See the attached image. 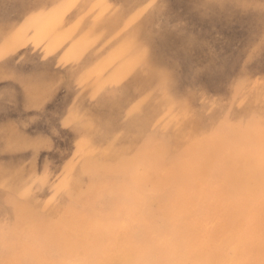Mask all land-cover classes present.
<instances>
[{
    "label": "rangeland",
    "instance_id": "374dc122",
    "mask_svg": "<svg viewBox=\"0 0 264 264\" xmlns=\"http://www.w3.org/2000/svg\"><path fill=\"white\" fill-rule=\"evenodd\" d=\"M146 2L113 1L122 11L142 10L140 27L133 22L117 27V14L103 22L101 31L106 32L98 35L89 11L76 10L71 0H0V264H79L119 243H134L133 248L140 251L149 241L160 248L155 246V254L166 252L164 261L171 259V248L155 233L160 223L146 213L148 201H163L166 196L168 211L184 221L187 209L182 205L197 170L205 164L207 177L216 175L234 132L245 130L252 137L259 136L264 127V0ZM205 4H212L213 9L205 10ZM221 8L226 9L224 20ZM161 14L166 16L172 45V35L181 23L210 47L215 59L208 64L206 59L198 67L207 65L204 73L211 80L193 73L185 83L196 65L185 59L183 51L168 46V36L156 31L160 24L152 20ZM36 21L46 22L49 28L38 32L28 26L27 22ZM151 22L156 29L148 33ZM29 53L33 64L23 68L20 60ZM75 54L87 60L82 68L91 76L90 83L72 74ZM199 92L220 99L215 109L219 120L208 121L196 112L208 105ZM169 196L174 197L172 201ZM201 218L194 223L196 227L184 225L185 229L213 238L215 219L211 215ZM136 231L145 238L144 245L135 244ZM79 256L86 257L81 260Z\"/></svg>",
    "mask_w": 264,
    "mask_h": 264
},
{
    "label": "bare ground",
    "instance_id": "6f19581e",
    "mask_svg": "<svg viewBox=\"0 0 264 264\" xmlns=\"http://www.w3.org/2000/svg\"><path fill=\"white\" fill-rule=\"evenodd\" d=\"M49 1V0H48ZM113 1H115V0H71V6H73L76 10H79V11H82L83 13H85L86 11H89V20L92 22V25H93V31L95 32V34H98V35H103L105 32H106V30H104V31H101V29H104V27H103V22L104 21H107V20H109V18L110 17H114L115 15H117L118 14V16L120 17V20H118L117 21V27H119L120 25H122V22L123 23H125V24H129V23H131V22H133V24L134 25H136V26H138V27H140L139 26V24H138V22H139V14H140V12H142V10H140V9H137V10H131V11H122L123 10V8L119 5H114V3H113ZM129 1H134V0H129ZM144 1H147L146 3H148V1H155V0H144ZM182 1H189V2H191L192 0H182ZM87 3H91V5H90V7H87ZM107 5H109V6H107ZM204 9L205 10H210V9H213V5L212 4H205L204 5ZM144 11H145V9H143ZM219 11V15H220V17L221 18H223V15H225L226 14V9H224V8H221V9H219L218 10ZM164 17H166L165 15H162L161 14V16H156V17H154V20H152V21H154V22H156V23H158V24H160V27H158L157 29L154 27V24H153V22H151V24L149 25V27H148V33L150 32V30H153V28H155L156 29V31H158V33H164V35H166V36H168V38H167V44H168V46L169 45H172V43H171V41H170V36H171V34H168V32H167V28H168V25H167V23H166V20L164 19ZM216 18V17H215ZM225 18H227V16L225 17ZM223 20H224V18H223ZM28 23V26L30 25V26H33L34 27V29H36L38 32L39 31H42V30H44V29H48L49 28V25H47V23L46 22H27ZM76 25H78V24H76ZM107 34H109L108 32H107ZM236 35H237V33H236ZM142 36H146V34L143 32V35ZM172 40H173V45H172V47H174V48H177V49H179V50H181V51H183V53L185 54V59L186 60H188V62L189 61H193L194 62V64L196 65V68H195V70H194V68H192L193 69V71H191V70H189V71H191V73L189 74V75H187L186 76V82L185 83H189V79L190 78H192V75H193V73L195 74V73H203L204 74V76H202V78L203 77H206V79L207 80H211V78H210V75L209 74H206V73H204V69H205V67L207 66H201V67H198V66H200V65H198V63H202V65H204L203 63H204V61L206 60V59H208L207 60V64L210 62V60H214L215 58H214V55L213 56H211V52H210V47L208 46V45H206L205 43V41H203L201 38H194V34H193V32H192V30H189V28L187 27V26H184L183 24H179L178 25V28L176 27V32L175 33H173V35H172ZM80 54H82V52L80 53ZM77 54H75V55H73V57L71 58V64H70V66H71V72H72V74L76 77V78H79V79H81L82 81H84V82H87V83H90L91 82V76L88 74V73H86L84 70H83V66H84V64L86 63V59L84 58V56H76ZM182 57V56H181ZM181 59V58H180ZM33 60H34V57H33V54L32 53H29V54H27V55H25V56H23V58L20 60V63L22 64V66H23V68H28V67H31L32 66V64H33ZM181 61V60H180ZM178 62V61H177ZM187 62V63H188ZM218 62V61H217ZM179 63V62H178ZM184 64V62L182 63V65ZM219 64H220V61H219ZM184 65H186V64H184ZM190 65V64H189ZM180 66V65H179ZM150 68H151V66H149ZM190 67H191V65H190ZM189 67V68H190ZM194 67V66H193ZM82 68V69H81ZM186 68H187V66H186ZM179 69V68H178ZM151 71H152V68H151ZM156 71V70H155ZM181 71H179V73H180ZM184 72V71H183ZM185 72H187V71H185ZM182 73V72H181ZM168 75H170L169 73H167ZM172 74V73H171ZM182 75V79H183V77H184V75H183V73L181 74ZM164 77V76H163ZM181 78V77H180ZM197 78V77H196ZM198 79V78H197ZM205 79V78H204ZM205 79V80H206ZM193 80V79H192ZM204 80V81H205ZM200 81V80H199ZM208 82V81H207ZM195 83H197V82H195ZM195 86V85H194ZM188 88V86L186 85L185 86V88ZM87 90H89V89H87ZM200 90V89H199ZM167 91V90H166ZM185 93H187V91L185 92ZM190 93V92H189ZM205 94V93H204ZM168 96V95H167ZM190 96H191V94H190ZM208 96V95H207ZM190 97H188V99H189ZM199 98L200 99H202V98H204L205 99V101L207 102V104L209 105V103L211 104V105H207V106H204V107H200L199 106V109H197L196 110V112H198V113H200V114H202V116L204 117V118H207L208 119V121L209 120H211V121H217V120H219V117H220V114L218 113V111H216L215 109L216 108H218L219 106H220V104H221V102H219L220 101V99H212L211 97H210V95L208 96V97H205V96H203L200 92H199ZM169 100H171L170 98H169ZM187 101V100H186ZM172 103V102H171ZM198 104V103H197ZM202 104H204V103H202ZM200 105V104H199ZM195 108V107H194ZM181 111V110H180ZM125 112V111H124ZM235 114V113H234ZM243 114V113H242ZM235 115H238V114H235ZM238 116H240V115H238ZM237 116V117H238ZM235 117V116H234ZM247 117H249V116H247ZM94 118V117H93ZM251 118V117H250ZM95 119V118H94ZM264 118H262V120H263ZM87 120V119H86ZM137 120V119H136ZM135 122V121H134ZM250 122V121H249ZM259 122V121H258ZM263 122V121H262ZM211 123V122H210ZM209 123V124H210ZM134 125V124H133ZM137 125H138V123H137ZM142 125V124H141ZM211 125V124H210ZM251 125V124H250ZM133 127V126H132ZM227 127V126H226ZM231 127V126H230ZM136 128H138L139 129V127H136ZM236 128V127H235ZM249 128V127H248ZM252 128V127H251ZM137 129V130H138ZM145 129H146V126H145ZM149 129H151V128H149ZM227 129V128H226ZM231 130L233 129V127L232 128H230ZM237 129V128H236ZM243 129V128H242ZM244 129H246V128H244ZM136 130V131H137ZM141 130V129H140ZM152 130V129H151ZM154 131V130H153ZM226 131V130H225ZM245 131V130H244ZM250 131V130H249ZM252 131V130H251ZM148 132V131H147ZM247 131H245V133H246ZM254 132V131H253ZM72 133H73V131H72ZM121 133H123V131L121 132ZM143 133V132H142ZM146 133V132H145ZM234 133H236V132H234ZM148 134V133H147ZM150 134V133H149ZM227 134H229V133H227ZM226 134V135H227ZM232 134V133H231ZM247 134H249V133H247ZM136 136H137V134H136ZM153 136H154V134H153ZM152 136V137H153ZM221 136V138H223V136L222 135H220ZM232 136V135H231ZM133 137H134V135H133ZM144 137V136H143ZM146 137V136H145ZM155 137V136H154ZM134 138H136V137H134ZM141 138V137H140ZM160 138V137H159ZM151 139V138H150ZM153 139V138H152ZM216 139V138H215ZM229 139H230V136H229ZM136 140V139H135ZM194 140V139H193ZM221 140V139H220ZM223 140V139H222ZM226 141H227V139H225ZM147 141V140H146ZM145 141V142H146ZM218 141V140H217ZM224 141V140H223ZM216 142V141H215ZM209 143L210 142H208V143H206V145L208 144L209 145ZM212 144H214L213 142H211ZM210 143V144H211ZM139 144V143H138ZM216 144H219L218 142L216 143ZM224 144H226L225 142H224ZM223 144V145H224ZM230 143H228V145H229ZM141 145V147H143V146H145V145H143V144H140ZM143 145V146H142ZM148 145V144H147ZM150 145H152L151 143H150ZM228 145H226L227 147H228ZM139 146V145H138ZM204 146V145H203ZM203 146H202V148H200V150L201 149H203ZM217 146V145H216ZM140 147V146H139ZM139 147H138V149H139ZM149 147V146H148ZM154 147V146H153ZM194 147H197V146H195V144H194ZM214 146H212V148H213ZM220 147H221V145H220ZM120 148V147H119ZM125 148V147H124ZM129 148V147H128ZM199 148V147H198ZM197 148V149H198ZM209 148H210V146H209ZM215 148V147H214ZM219 147H217V150H219L218 149ZM121 149V148H120ZM122 149H123V146H122ZM137 149V150H138ZM141 149H143V148H141ZM141 149H140V152H141ZM208 149V148H207ZM223 149V148H222ZM147 150V149H146ZM148 150H150V149H148ZM209 150V149H208ZM213 150V149H212ZM220 150H221V148H220ZM127 151H128V149H127ZM203 151V150H202ZM205 151H207V150H205ZM204 151V152H205ZM222 151V150H221ZM197 152V151H196ZM203 152V153H204ZM207 152H209V151H207ZM207 152H205V155H206V153ZM129 153V152H128ZM142 153H145V152H142ZM149 153V152H148ZM202 152H201V155L203 154ZM211 153V152H210ZM209 153V154H210ZM221 153H223V152H221ZM85 154H86V152H85ZM130 154V153H129ZM139 154V156L141 155V153H138ZM137 154V155H138ZM186 154H188V156L190 155L189 153H185V156H186ZM198 154H199V152H198ZM88 155V154H87ZM90 155V154H89ZM208 155V154H207ZM80 156H82V155H80ZM84 156H86V155H84ZM136 156V155H135ZM184 156V157H185ZM216 156H218V151H217V155ZM221 156H223L222 154H221ZM179 157V156H178ZM181 157V156H180ZM192 157V156H191ZM190 157V158H191ZM203 157V156H202ZM138 158H140V157H138ZM186 158V157H185ZM211 158V157H210ZM177 159V158H176ZM178 159H180V158H178ZM193 159V158H192ZM205 159V158H204ZM215 159V158H214ZM219 159V158H218ZM223 159V158H222ZM78 160H80V159H78ZM201 160V159H200ZM207 160V159H206ZM212 159H210L209 161H211ZM83 161V160H82ZM86 161V159L83 161V162H85ZM130 161V163L133 161H131V160H129ZM180 161V160H179ZM189 161H190V159H189ZM193 161V160H192ZM79 162V161H78ZM81 162V161H80ZM135 162V161H134ZM148 162V161H147ZM150 162V161H149ZM174 162V161H173ZM183 162V161H182ZM187 162H188V160H187ZM201 162H202V160H201ZM200 162V163H201ZM213 160H212V164H213ZM151 163V162H150ZM177 163H178V161H177ZM192 163V162H191ZM199 163V164H200ZM205 163V162H204ZM203 163V164H204ZM135 164V163H134ZM174 164H175V162H174ZM185 165H186V163H184ZM183 164V165H184ZM193 164V163H192ZM198 164V165H199ZM202 164V165H203ZM212 164L211 165H209V169H210V166H211V168H212ZM221 164V163H220ZM172 165V164H171ZM189 165H191V164H189ZM151 166V165H150ZM170 167V166H169ZM179 167H181V166H179ZM185 167H187V166H185ZM204 168L203 169H205V164H204V166H203ZM165 168V167H164ZM183 168V167H182ZM182 168H180V169H182ZM188 168V167H187ZM198 168H199V166H198ZM127 169V168H126ZM150 169H153V168H151L150 167ZM155 169H156V166H155ZM173 169V168H172ZM189 169H190V167H189ZM209 169H208V171H209ZM175 169H173V171H174ZM182 170H184V169H182ZM181 170V171H182ZM186 170H188V169H186ZM155 171H157V170H155ZM159 171V170H158ZM167 171V170H166ZM169 171V170H168ZM127 172V171H126ZM165 172V171H164ZM195 172V171H194ZM216 172V171H215ZM125 173V172H124ZM131 173V172H130ZM151 173V172H150ZM170 173H171V171H170ZM170 173H169V175H170ZM153 174V173H152ZM185 174H186V172H185ZM120 175V174H119ZM163 175V174H162ZM166 175V174H165ZM179 175V174H178ZM182 175H183V173H182ZM124 176H125V174H124ZM140 176V175H139ZM167 177H169L168 176V173H167V175H166ZM171 176V175H170ZM208 176H209V172H208ZM211 176H212V174H211ZM213 176H214V174H213ZM126 177V176H125ZM165 177V176H164ZM186 177V176H185ZM192 177V176H191ZM163 178V177H162ZM166 178V177H165ZM172 178V177H171ZM171 178H170V181H171ZM127 179V178H126ZM138 179V178H137ZM145 179V178H144ZM143 179V180H144ZM158 179H160V178H158ZM167 179V178H166ZM185 179H187L188 180V177L187 178H185ZM118 180V179H117ZM116 180V181H117ZM142 180V181H143ZM115 181V180H114ZM127 181H128V179H127ZM126 180H125V182H127ZM147 181V180H146ZM160 181H162V183H163V180H160ZM160 181H158L159 183H160ZM182 181H184V180H182ZM130 182H131V180H129V184H130ZM148 182V181H147ZM153 182V181H152ZM164 182H166V181H164ZM172 182V181H171ZM188 182V181H187ZM117 183H118V181H117ZM121 183H123V181L121 182ZM134 183V182H133ZM144 183H145V180H144ZM149 183V182H148ZM167 183V182H166ZM170 183V182H169ZM178 183V182H177ZM176 183V184H177ZM161 184V183H160ZM159 184V185H160ZM172 184V183H171ZM175 184V183H174ZM179 184H180V182H179ZM179 184H178V186H179ZM153 185V184H152ZM155 185H156V183H155ZM161 185H165L164 183L163 184H161ZM183 185V184H182ZM181 185V186H182ZM116 186H118V185H116ZM116 186H115V189H117L116 188ZM135 186V185H134ZM142 186H143V184H142ZM151 186V185H150ZM184 186V185H183ZM187 186V185H186ZM136 187V186H135ZM134 187V188H135ZM160 187V186H159ZM185 187V186H184ZM122 188V187H121ZM146 188V187H145ZM162 188H163V186H162ZM168 188V187H167ZM178 188V187H177ZM182 188V187H181ZM118 189H120V188H118ZM151 188H149V190H150ZM153 189V188H152ZM171 189V188H170ZM174 189V188H173ZM183 189V188H182ZM185 190H186V188H184ZM123 190V189H122ZM137 190V189H136ZM146 190V189H145ZM154 190V189H153ZM177 190V189H176ZM175 190V191H176ZM184 190V191H185ZM118 191V190H117ZM155 191H156V189H155ZM2 192V191H1ZM171 192H172V190H171ZM170 191H169V193H171ZM176 192H178V191H176ZM175 192V193H176ZM180 192H182V191H180L179 190V193ZM6 193V192H5ZM124 193H125V191H124ZM168 193V194H169ZM173 193V192H172ZM187 193V192H186ZM185 193V194H186ZM95 194V193H94ZM110 194V193H109ZM108 194V195H109ZM164 194V193H163ZM8 195V194H7ZM16 195V194H15ZM129 195V194H128ZM170 195V194H169ZM176 195V194H175ZM179 195V194H178ZM187 195V194H186ZM107 196V195H106ZM146 196V195H145ZM153 196V195H152ZM177 196V195H176ZM183 196V195H182ZM8 197V196H7ZM10 197V196H9ZM92 197V196H91ZM93 197H94V195H93ZM110 197H111V195H110ZM123 197H125V196H123ZM127 197V196H126ZM129 197V196H128ZM127 197V198H128ZM162 197V196H161ZM165 198H166V196H164ZM163 198V197H162ZM164 198V199H165ZM169 198H170V196H169ZM174 198V197H173ZM172 198V199H173ZM95 199V198H94ZM98 199V198H97ZM129 199V198H128ZM131 199V198H130ZM164 199H163V201H162V199L161 198H151L149 201H148V205H147V207L145 206V208H146V213H147V215L149 214V215H151V217L153 218V219H155L156 221H158L159 223H160V226H159V228L157 227V229H155V233H156V235H157V238L162 242V244H164L165 246H169L170 248H171V258H173V250H174V248L176 247V246H181V247H183V248H186V249H188L189 251H192V250H194V249H202V250H204L205 252H211L212 251V249H213V247L215 246V245H220V244H222L223 243V241H222V239H218V238H216V236H213V238H209L208 236H202V238L199 236V234H197V233H192V232H190V231H188V230H186L185 229V227H187V226H185L184 227V221H182L181 219H177V218H174L173 217V215L170 213V211H168V209H167V207H166V204L164 203ZM171 199V198H170ZM169 199V200H170ZM172 199L170 200V201H172ZM184 199H185V197H184ZM184 199H182V201L184 200ZM135 200V199H134ZM148 200V199H147ZM165 200H167V198L165 199ZM130 201V200H129ZM145 201V200H144ZM128 202V201H127ZM126 202V203H127ZM96 203V202H95ZM116 203V202H115ZM120 203V202H119ZM129 203V202H128ZM169 203V202H168ZM34 204V203H33ZM97 204V203H96ZM170 204V203H169ZM168 204V205H169ZM174 204V203H173ZM183 204V203H182ZM35 206V205H34ZM44 206V205H43ZM137 206V205H136ZM36 207V206H35ZM89 207V206H88ZM135 206L133 205V208H134ZM144 207V206H143ZM173 207V206H172ZM176 207V206H175ZM43 208V207H42ZM46 208V207H45ZM85 208V207H84ZM90 208V207H89ZM110 208V207H109ZM137 208V207H136ZM51 209V208H50ZM83 209V208H82ZM103 209H105V208H103ZM14 210V209H13ZM75 209H73V211H74ZM96 210V209H95ZM135 210V209H134ZM179 210H181V209H179ZM42 211V210H41ZM43 211H45V209L43 210ZM56 211V210H55ZM70 210H68L67 211V213L69 212ZM87 211H89L88 209H87ZM98 212H99V210H97ZM113 211V210H112ZM183 211H184V209H183ZM186 211V210H185ZM16 212H17V208H16ZM106 212H107V210H106ZM143 212V211H142ZM172 212V211H171ZM181 212H182V210H181ZM187 212V211H186ZM186 212L184 213V214H186ZM36 212H34V214H35ZM57 213V212H56ZM58 213H59V211H58ZM58 213H57V215H58ZM75 213H76V211H75ZM77 213H79L78 211H77ZM108 213V212H107ZM109 213H110V211H109ZM112 213V212H111ZM145 213V212H144ZM183 213H180L181 215L183 214ZM29 214H30V212H29ZM55 214V213H54ZM60 214H61V211H60ZM64 214V213H63ZM74 214V213H73ZM80 214V213H79ZM78 214V215H79ZM91 214H93V213H90V215ZM100 214V213H99ZM120 214V213H119ZM31 215V214H30ZM36 215V214H35ZM46 215V214H45ZM56 215V216H57ZM70 215V214H69ZM82 215V214H81ZM94 215V214H93ZM96 215V214H95ZM109 215V214H108ZM136 215H137V213H136ZM180 215V216H181ZM26 216V215H25ZM28 216V215H27ZM27 216L25 217V219H26V221H27ZM32 216V215H31ZM38 216V215H37ZM37 216H35V218L37 217ZM65 216V215H64ZM71 216V215H70ZM83 216V215H82ZM81 216V217H82ZM110 216H111V214H110ZM119 216V215H118ZM117 216V217H118ZM34 217V216H33ZM38 217H40V216H38ZM42 217V216H41ZM48 217V216H47ZM61 217H63V215L61 214ZM75 217H77V216H75ZM87 217V216H86ZM105 217H106V215H105ZM208 217H209V215H208ZM15 218V217H14ZM18 218H20V217H18ZM56 217L54 216V218L53 219H55ZM70 218V217H69ZM83 218H84V216H83ZM119 218H121V217H119ZM206 218H207V216H206ZM24 219V218H23ZM42 219V218H41ZM46 219V218H45ZM50 219V218H49ZM52 219V220H53ZM62 219V218H61ZM107 219V218H106ZM60 220V219H59ZM74 220V219H73ZM72 220V221H73ZM88 220V219H87ZM118 220V219H117ZM201 220H202V218H201ZM203 220H205L204 218H203ZM43 221H44V219H43ZM46 221V220H45ZM51 221V220H50ZM58 221V220H57ZM72 221H71V223H72ZM141 221V220H140ZM209 221V220H208ZM216 221V220H215ZM215 221H214V224H215ZM74 222V221H73ZM82 222H84V221H82ZM211 222V221H210ZM37 223V222H36ZM46 223V222H45ZM54 223H56V224H58L57 222H55V220H54ZM67 223V222H66ZM68 223H70V221H68ZM77 223H79V222H77ZM81 223V222H80ZM87 223V222H86ZM142 223H143V221H142ZM208 223V222H207ZM212 223V222H211ZM38 224H40V223H38ZM37 224V225H38ZM126 224V223H125ZM195 224H196V222H195ZM195 224H192V225H194L195 227H196V225ZM199 224H201L200 222H199ZM204 224V223H203ZM202 224V225H203ZM73 225H74V223H73ZM181 225H183V229L182 230H180V229H178V226H181ZM48 226V225H47ZM57 226H59V225H57ZM61 226V225H60ZM59 226V227H60ZM78 226V225H77ZM82 226V225H81ZM134 226H135V224H134ZM134 226H132L133 228H135ZM190 226V228H191V225H189ZM199 226V225H198ZM207 226V225H206ZM58 227V228H59ZM64 227H65V225H64ZM142 227H144V226H142ZM150 227V226H149ZM216 227V226H215ZM215 227H213V228H215ZM44 228H46V227H44ZM79 228V227H78ZM83 228V227H82ZM111 228V227H110ZM115 228H117L116 226L114 227V229ZM199 228V227H198ZM206 228V227H205ZM217 228V227H216ZM63 229V228H62ZM67 229H69V228H67ZM80 229V228H79ZM118 229V228H117ZM137 229V228H136ZM151 229V228H150ZM193 229V228H192ZM45 230V229H44ZM43 230V231H44ZM51 230V229H50ZM111 230H112V228H111ZM119 230V229H118ZM117 230V231H118ZM199 230H201V228L199 229ZM204 230H206V229H204L203 227H202V231H204ZM63 231H64V229H63ZM69 231H70V229H69ZM72 231V230H71ZM73 231L75 232L76 230H74L73 229ZM130 231V230H129ZM135 231V230H134ZM146 231V230H145ZM153 231V230H152ZM73 232V233H74ZM112 232V231H111ZM133 232V231H132ZM131 232V233H132ZM211 232V231H210ZM82 233V232H81ZM89 233V232H88ZM88 233H87V236H88ZM104 233V232H103ZM119 233V232H118ZM117 233V234H118ZM137 231L134 233V235H135V244L136 243H139V244H142V245H144V241H145V238H142V237H139V236H137ZM148 233H150V232H148ZM57 234V233H56ZM60 234H61V232H60ZM115 234V233H114ZM145 234H147V232L145 233ZM201 235H207V233H200ZM213 234V233H212ZM46 235V234H45ZM48 235V234H47ZM51 235V234H50ZM107 235H109V233H107ZM215 235V234H214ZM61 236V235H60ZM86 236V235H85ZM93 236V235H92ZM95 236V235H94ZM103 236H104V234H103ZM127 236H128V234H127ZM130 236V235H129ZM82 237H83V235H82ZM109 237V236H108ZM146 237V236H145ZM56 238H57V236H56ZM56 238H55V240H56ZM79 238V237H78ZM88 238V237H87ZM91 238V237H90ZM112 238V237H111ZM69 239V238H68ZM83 239H84V237H83ZM86 239V238H85ZM80 240V239H79ZM94 240V239H93ZM149 240V239H148ZM148 240H146L147 241V243H148ZM90 241H92V239L90 240ZM89 241V242H90ZM95 241H97V240H95ZM112 241V240H111ZM129 241V240H128ZM156 241L157 240H155L154 242L156 243ZM83 243H84V241H82ZM99 242H102V241H99ZM81 243V242H80ZM94 243H96V242H94ZM104 243H106V242H104ZM111 243V242H110ZM100 244V243H99ZM134 244V243H133ZM132 243H129V244H118V246H116V247H114V248H110V249H103L104 248V246H103V248H102V246H101V248L103 249L102 250V252H95V254H93V255H91L93 252H94V250H93V252L90 254L91 256H89V257H87V260H83L84 262H80L79 264H152V262H154V261H164V259H166V257L168 256V255H166V252H165V254H162V252H161V254L162 255H160L159 256V254L157 255V254H155V246L157 247V245H155V246H153V245H151L152 244V242L150 243V241H149V245H146L142 250H140L139 249V247H138V249L140 250V251H137V250H135L133 247H135L134 245H133ZM59 245V244H58ZM80 245H82V243L80 244ZM87 246H88V244H87ZM89 246H90V244H89ZM88 246V247H89ZM107 246V245H106ZM105 246V247H106ZM110 246V245H109ZM113 246V245H112ZM61 247V246H60ZM83 247V246H82ZM91 247H93L92 245H91ZM90 247V248H91ZM100 247V246H99ZM164 247V246H163ZM166 247V248H167ZM70 248H71V246H70ZM158 248V247H157ZM57 249H59V248H57ZM76 249V248H75ZM87 249V248H86ZM97 249V248H96ZM158 249H160V248H158ZM74 250V249H73ZM79 250V249H78ZM82 250H84V248L82 249ZM88 250V249H87ZM91 250V251H92ZM162 250H164V249H162ZM166 250V249H165ZM90 251V252H91ZM95 251H97V250H95ZM155 251V252H154ZM167 251V250H166ZM78 252V251H77ZM89 252V253H90ZM71 253V252H70ZM73 253V252H72ZM88 253V254H89ZM111 253H116V255H114V256H112L111 255ZM164 253V252H163ZM77 254V253H76ZM86 254V253H85ZM27 255V254H26ZM20 256V255H19ZM71 256V255H70ZM38 257V256H37ZM71 257H73V255L71 256ZM78 257V256H77ZM80 257V259H81V257H83V256H79ZM84 257H86V256H84ZM83 257V258H84ZM23 258V257H22ZM22 258H20V261H22L21 259ZM25 258V257H24ZM39 258V257H38ZM193 258H211V256H197V257H193ZM15 259H16V256H15ZM17 259H18V256H17ZM79 259V258H78ZM168 259V258H167ZM40 260H41V258H40ZM82 260V259H81ZM69 261H71V260H69ZM40 262V261H39ZM42 262H40V264H41ZM76 263V262H75Z\"/></svg>",
    "mask_w": 264,
    "mask_h": 264
},
{
    "label": "clouds",
    "instance_id": "9594fccd",
    "mask_svg": "<svg viewBox=\"0 0 264 264\" xmlns=\"http://www.w3.org/2000/svg\"><path fill=\"white\" fill-rule=\"evenodd\" d=\"M187 192L184 225L211 215L223 243L210 253L178 245L173 258L152 264H264V127L258 137L234 133L216 175L208 178L205 169L197 170Z\"/></svg>",
    "mask_w": 264,
    "mask_h": 264
}]
</instances>
